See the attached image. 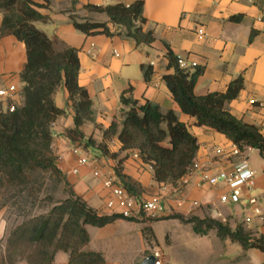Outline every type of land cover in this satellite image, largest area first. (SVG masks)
Wrapping results in <instances>:
<instances>
[{
  "label": "crops",
  "instance_id": "0c3cea01",
  "mask_svg": "<svg viewBox=\"0 0 264 264\" xmlns=\"http://www.w3.org/2000/svg\"><path fill=\"white\" fill-rule=\"evenodd\" d=\"M38 1L42 4L38 9L47 19L35 21L34 25L54 39L58 49L68 46L79 49V83L87 89L94 110V121L82 126L85 134L83 143L89 136L102 142L105 129L113 121L121 124L123 110L127 109L122 103V96L138 99L141 103L148 99L164 112L175 111L179 120L187 124L199 143L195 160L202 164L210 162L217 169L233 168L239 158L216 157L213 152L215 147L227 146L231 141L220 132L196 125L193 118L181 110L168 88L164 75L174 72L168 67V46L176 55L197 62L193 71L198 67L203 69L195 84L196 95L225 91L232 80L243 74L244 89L225 108L236 117L256 124L264 134V0H143L146 18L143 27L155 34L151 44H137L133 38L126 36L123 28L109 22L105 13L86 9L89 4L129 5L136 0ZM71 14L108 22L113 35H87L74 27ZM2 21L0 11V89L9 90L11 85H15L17 91L0 96V111L6 110L10 101L22 104L24 83L21 71L28 59L26 44L13 34H3ZM199 25L206 29L207 35L203 40L196 34ZM253 29L258 33L251 40ZM142 65L153 66L149 80L144 76ZM67 97L63 86L54 95L56 105L65 109L66 113L53 124L52 148L59 168L66 174L76 194L100 213L112 214L106 207L109 190L101 178L94 177L92 165L81 166L79 173H73L78 161L73 147H79L81 154L91 161L96 159L103 175H117L118 169L138 181L143 188L139 200L159 192L162 183L155 180L151 165L135 155L138 151L121 150L117 137L106 141L108 153L96 145L85 147L68 138L67 130L74 127V109ZM255 152L259 159L254 157ZM248 161L258 174L256 186L250 192L259 198L264 210V176L261 174L264 156L254 151L248 155ZM197 179L196 173L190 177L181 206H178L176 193L172 190L165 193L163 203L166 212L158 219L139 214L131 219L118 218L101 227L87 225L89 242L84 250L102 253L104 264H141L145 253L157 246L167 255L164 264H264V252L261 250H244L230 239H221L214 230L197 234L191 223L174 217L208 216L232 227L242 223L248 229L264 234V221L258 217L254 216L249 226L244 223L248 214L239 218V207L247 204L246 196L239 204H223L220 196L230 192L226 184L197 186ZM194 201L199 204L194 205ZM5 223L0 218L1 236L8 235ZM160 226L164 229L159 230ZM160 237H164V246L159 242ZM68 260L69 253L60 250L52 264H68ZM17 264L29 263L19 261Z\"/></svg>",
  "mask_w": 264,
  "mask_h": 264
},
{
  "label": "trees",
  "instance_id": "16d2710c",
  "mask_svg": "<svg viewBox=\"0 0 264 264\" xmlns=\"http://www.w3.org/2000/svg\"><path fill=\"white\" fill-rule=\"evenodd\" d=\"M41 6L38 0H0L2 33L13 34L22 40L28 55L21 71L23 102L14 111H0V193L11 194L17 211L25 216L10 232L5 251L0 252V264H17L19 261L52 264L60 250L69 253L68 264H104L102 253L84 250L89 242L86 226L101 227L125 217L117 213H100L90 206L76 194L66 174L59 168L52 148L53 124L65 115L66 110L56 105V92L65 87L67 101L74 109V127L66 132L73 143L85 147L96 145L108 153L106 141L117 137L121 150L138 151L142 161L151 165L155 180L162 184L176 185L188 172L197 156L199 143L175 111L164 112L158 104L148 99L141 103L138 99L125 96H122V103L127 109L123 110L121 124L113 121L105 129L102 142L89 136L83 143L85 134L82 126L94 121V110L87 89L79 83V49L69 46L58 49L55 40L34 25L35 21L47 19L38 9ZM86 9L105 13L109 22L123 28L126 36L133 38L137 44H151L155 40L154 31L143 27L146 23L143 0L129 5L89 4ZM70 18L74 27L87 35H113L108 22L78 14H71ZM257 33L256 29L252 30L251 40ZM166 55L168 67L174 72L165 74L164 79L181 110L193 118L196 125L224 134L240 148L251 145L264 155L261 128L236 117L225 108L244 89V75L240 74L232 80L225 91L199 96L194 88L203 69L198 67L193 71L180 67L177 55L169 46ZM142 69L149 80L153 66L142 65ZM112 155L116 156V153ZM41 173L49 174L54 179L55 188L63 186L65 196L56 198L54 194L47 193L39 199L42 183L36 186L33 176ZM116 174L123 187L140 199L143 193L141 184L118 169ZM35 205L47 209L34 213ZM174 217L191 223L197 234L214 230L221 239H230L244 250L257 248L264 252V234L247 229L242 223L232 227L208 216ZM150 253L147 251L145 256Z\"/></svg>",
  "mask_w": 264,
  "mask_h": 264
},
{
  "label": "built area",
  "instance_id": "2783aa9c",
  "mask_svg": "<svg viewBox=\"0 0 264 264\" xmlns=\"http://www.w3.org/2000/svg\"><path fill=\"white\" fill-rule=\"evenodd\" d=\"M196 34L200 40L205 39L207 35L205 27L201 25L197 26ZM177 57L178 63L182 68L193 69L197 66V62L195 61H188L180 55H177ZM16 91L17 87L15 85H11L9 90L0 89V96H6L10 92L14 94ZM16 107L17 104L10 101L7 109L9 111H14ZM254 151L259 150L251 145L240 148L232 142L227 146L215 147L213 152L216 157L239 158V160L234 163L231 170L213 168L210 162L202 164L199 161L194 160V163L188 169V172L178 181L176 185H172L170 183L162 184L159 192L152 194L149 198L144 200H139L135 196L131 195L123 187L121 180L117 175H103L96 159L91 161L88 156L81 154L79 147H73V152L78 154V161L77 166L73 168L72 171L73 173H79L81 166L91 164L93 167L94 177L101 178L104 186L109 190V195L106 199L107 209L112 213L120 214L121 216L129 219L134 218L143 212L152 219L162 217L166 212L163 198L165 193L169 190H172L178 195V206L183 205L185 188L189 183L190 177L196 173L198 177L196 182L197 186H217L224 183L229 187L230 192L220 196V201L223 204L230 202L239 204L246 196V202L250 206L252 213L245 216L244 223L249 226L252 223L254 216L258 217L259 220L264 221V210L262 204L259 198L250 192L254 190L258 176L256 170L251 167L248 161V155ZM135 155L138 156V152ZM261 174L264 176V166ZM193 204L198 205L199 202L194 201ZM218 215H220V213H218ZM150 254L154 256L155 264H164L167 260V255L164 250L158 246L154 247Z\"/></svg>",
  "mask_w": 264,
  "mask_h": 264
},
{
  "label": "rangeland",
  "instance_id": "374dc122",
  "mask_svg": "<svg viewBox=\"0 0 264 264\" xmlns=\"http://www.w3.org/2000/svg\"><path fill=\"white\" fill-rule=\"evenodd\" d=\"M254 157H257V159H259L258 157V153L255 152ZM35 175V174H34ZM37 176H33V183H36V186H39L41 183L42 185L41 187V191L39 193V199L44 197L45 194L47 193H52L55 195L56 198H62L65 196V191L63 190V186H59L57 188H55V181L54 179H52L49 174L46 173H41V174H36ZM11 194L9 193H0V218L1 220L3 219V221L5 220V227H6V234H8L7 236H1L0 235V252L4 253L5 251V243L6 240L10 234V232L13 230V228L21 223L24 219L25 216L19 214V212L17 211L16 207L14 206L13 201L10 198ZM247 203V202H246ZM39 204V203H38ZM40 205V204H39ZM40 206L35 205L34 207V213H38L42 210L47 209V207L45 208H39ZM241 214L239 215V218H243V216H245V214H250L251 213V209L250 206L248 204H244V206H240L239 207ZM141 215H145V213H141ZM4 223V222H2ZM164 227L160 226L159 230H163ZM248 229V228H247ZM163 240V241H162ZM160 244L161 246H164V237H160Z\"/></svg>",
  "mask_w": 264,
  "mask_h": 264
},
{
  "label": "water",
  "instance_id": "95a60500",
  "mask_svg": "<svg viewBox=\"0 0 264 264\" xmlns=\"http://www.w3.org/2000/svg\"><path fill=\"white\" fill-rule=\"evenodd\" d=\"M141 264H155L154 256L150 254L144 257V259L141 261Z\"/></svg>",
  "mask_w": 264,
  "mask_h": 264
}]
</instances>
